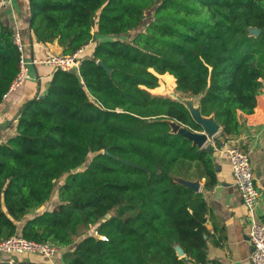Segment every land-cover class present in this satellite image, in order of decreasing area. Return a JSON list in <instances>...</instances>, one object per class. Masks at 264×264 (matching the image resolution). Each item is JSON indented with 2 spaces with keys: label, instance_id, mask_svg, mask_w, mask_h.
<instances>
[{
  "label": "trees",
  "instance_id": "16d2710c",
  "mask_svg": "<svg viewBox=\"0 0 264 264\" xmlns=\"http://www.w3.org/2000/svg\"><path fill=\"white\" fill-rule=\"evenodd\" d=\"M29 8L37 41H56L63 54L96 38L78 71L52 67L0 143V238L73 245L64 264L204 263L207 203L186 182L215 185L213 154L172 130L171 122L202 130L187 106L150 90L168 73L213 116L222 140L239 134L238 112L252 113L264 87V0H29ZM140 25L130 41L120 37ZM12 35L0 20V102L18 71ZM56 187L58 203L18 234L17 222Z\"/></svg>",
  "mask_w": 264,
  "mask_h": 264
},
{
  "label": "crops",
  "instance_id": "0c3cea01",
  "mask_svg": "<svg viewBox=\"0 0 264 264\" xmlns=\"http://www.w3.org/2000/svg\"><path fill=\"white\" fill-rule=\"evenodd\" d=\"M7 1L8 3L0 8V20L12 32H19L21 41L24 44L26 59L41 58L49 53L63 54V48L56 41L39 42L30 30L29 0ZM93 41L91 40L82 50L80 59L90 55ZM51 69L52 67L45 65H30L29 79L9 91L5 98L2 97L0 102V143L16 133V120L13 119L19 107L37 93L45 91ZM164 75L169 74L159 75V79ZM238 119L241 124L239 134L231 135L224 141L219 136L221 131L219 126L215 135H207L204 143L200 146L209 149L213 154L217 181L212 188L207 189L203 185L204 179L196 180L198 190L203 192L208 208L205 215L208 232L204 236L207 241V251L204 263L190 261L188 264H249L251 252L248 238L250 216L241 200L237 187L233 183L228 157L221 151L225 144L237 141L242 148L250 149V163L255 184L259 190V199L254 217L257 221L264 223V87L262 93L256 97L254 111L250 114L239 111ZM191 131L197 134L204 133L203 130ZM216 139H219L218 143L215 142ZM58 183L60 182L58 181ZM57 203L56 187L48 201L42 206L30 210L23 220L17 222V233H20L24 220L45 210H51ZM71 248H73V245L67 248L59 247L58 251L51 257L31 253L0 252V263L64 264L62 255Z\"/></svg>",
  "mask_w": 264,
  "mask_h": 264
},
{
  "label": "built area",
  "instance_id": "2783aa9c",
  "mask_svg": "<svg viewBox=\"0 0 264 264\" xmlns=\"http://www.w3.org/2000/svg\"><path fill=\"white\" fill-rule=\"evenodd\" d=\"M6 3H8L7 0H0V8ZM12 42L19 54L18 71L8 90L2 95L3 98L8 95L9 91L29 79L30 65H45L64 71H78L81 52L87 46V44L82 46L72 54L49 53L41 58L32 57L31 59H26L24 44L18 31H13ZM221 151L228 157L233 183L237 187L241 200L250 216L248 238L251 252L249 264H264V223L257 221L254 217L259 199V190L255 184L254 173L250 163V149H244L237 141H234L225 144ZM92 233L101 240H107L105 235H99L95 230ZM59 247V245L50 241H35L21 235L0 238V252L4 253H31L51 257L58 251Z\"/></svg>",
  "mask_w": 264,
  "mask_h": 264
},
{
  "label": "water",
  "instance_id": "95a60500",
  "mask_svg": "<svg viewBox=\"0 0 264 264\" xmlns=\"http://www.w3.org/2000/svg\"><path fill=\"white\" fill-rule=\"evenodd\" d=\"M143 25H146L145 23H143ZM249 31L251 34L253 35H257L259 33V29L258 28H255V27H252V28H249ZM94 40V39H93ZM98 63L109 73L110 72V69L100 60H98ZM179 100H181L185 105H186V102H185V99H188V98H184V100L180 99V98H177ZM198 105V116H195L189 109L190 111V114L192 116V118L198 123L201 125L202 127V130L204 131L203 134H197V133H193L190 130H188L187 128H185V126L183 125H180L179 123L177 122H171V127H172V130L174 132H177V133H180L182 134L183 136L187 137L188 139H190L194 144L198 145L199 147L204 143L207 135L209 136H214L215 133L218 131V127L219 125L214 121L213 119V116H210V117H206V116H203L201 113H200V108H199V104L197 103ZM104 153H106L107 151L104 149L103 150ZM83 167V164L81 165H78L76 167H74L71 171L72 172H76L77 170L81 169ZM186 184H188L189 186H191L192 188H194L195 190H198V183L197 181H190V182H186ZM109 215L107 214L105 217L107 218ZM176 250H177V253L179 255H182V250L176 246ZM0 264H3V263H0ZM7 264V263H6Z\"/></svg>",
  "mask_w": 264,
  "mask_h": 264
},
{
  "label": "rangeland",
  "instance_id": "374dc122",
  "mask_svg": "<svg viewBox=\"0 0 264 264\" xmlns=\"http://www.w3.org/2000/svg\"><path fill=\"white\" fill-rule=\"evenodd\" d=\"M152 12V10L148 11V16L149 14ZM149 20V18H147ZM143 23H147V21L145 20ZM142 27H145V25L142 24ZM141 25L138 26L137 28L131 30L130 32H128L127 35L125 36H120L123 39H126L128 41H130L133 37V35L135 33H137L138 31L141 30ZM153 93H157V94H162V95H166V96H171L173 98H180L182 100H184V97H182L181 93L178 92L175 89V81H174V77L172 75H164L160 77V82L159 85L157 87H155L154 89L150 90ZM192 99H194V102L197 103V98L192 97ZM91 158V155H88L86 163L89 161V159ZM62 180H60L59 182H61ZM92 229L89 230V233H92Z\"/></svg>",
  "mask_w": 264,
  "mask_h": 264
},
{
  "label": "bare ground",
  "instance_id": "6f19581e",
  "mask_svg": "<svg viewBox=\"0 0 264 264\" xmlns=\"http://www.w3.org/2000/svg\"><path fill=\"white\" fill-rule=\"evenodd\" d=\"M186 105L190 109V111L195 115L198 116V105L196 102H194V99L188 98L185 99Z\"/></svg>",
  "mask_w": 264,
  "mask_h": 264
}]
</instances>
